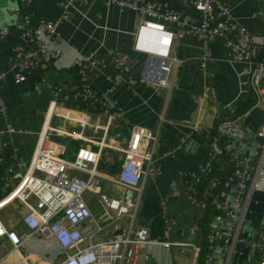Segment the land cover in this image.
Wrapping results in <instances>:
<instances>
[{"label": "crops", "instance_id": "1", "mask_svg": "<svg viewBox=\"0 0 264 264\" xmlns=\"http://www.w3.org/2000/svg\"><path fill=\"white\" fill-rule=\"evenodd\" d=\"M157 1L180 10L182 22L165 31L148 29L142 26L138 11L123 9L115 0H94L80 11L70 8L69 18L57 27L62 56L57 62L31 68L26 79L17 82L16 47L25 44L17 27L20 0H0V28L9 25L7 32H0L6 107H0V125L16 129L15 133L0 134V219L20 236L29 231L23 217L29 211L28 203L36 200L33 196L23 200L13 193L46 131L67 160H74L84 145L101 151L95 166L101 179L99 187L84 194L94 216L93 225L101 229L82 246L147 227L151 243L141 249L148 252V258L140 264H217L219 243L224 254L222 264H261L263 233L256 251L251 240L235 236L228 242L217 228L229 232L226 218L248 221L250 238L257 226L264 228V178L257 175L264 161V137L259 134L264 120V76L255 81L256 92L247 91V75L243 73L247 63L235 58L223 38L202 39L186 33L188 17L199 20L201 12L187 0ZM62 2L31 0L28 12L35 25L42 20H58L63 14ZM217 2L230 7L255 43L264 40V0ZM180 33L184 35L180 37ZM169 54L176 60L168 85L159 87L143 81L149 56ZM122 56L131 63L118 67L116 58ZM80 57L88 59L80 64ZM84 87L99 99L76 96ZM114 113L120 115L105 133L103 127ZM86 114L90 123L82 127ZM227 119L234 121L241 135L236 143L218 135L216 143L223 150L218 156L212 147L214 127ZM133 126L153 130L156 139L143 142L141 149L148 148L151 158L144 163L137 187L128 188L117 179ZM79 131L81 136L71 134ZM237 165L248 178V188L241 194V177L234 172ZM70 173L83 178L89 175L76 169ZM189 186L196 189L200 202L192 200ZM102 194L131 200L130 210L114 222L108 220L102 216ZM233 194L237 202L230 200ZM120 229L122 232L114 235ZM211 235L217 238L213 240ZM209 254L214 256L212 262L207 261ZM62 259L57 242L39 231L18 246L7 237L0 240V264H58Z\"/></svg>", "mask_w": 264, "mask_h": 264}, {"label": "built area", "instance_id": "2", "mask_svg": "<svg viewBox=\"0 0 264 264\" xmlns=\"http://www.w3.org/2000/svg\"><path fill=\"white\" fill-rule=\"evenodd\" d=\"M93 1L63 0V14L58 20L50 22L42 20L35 25L28 12L31 0H20L18 13L21 18L17 27L22 32L25 44L16 47L18 71L15 77L17 82L24 81L27 71L31 68L44 65L48 61H58L64 52L62 46L58 44L60 36L57 30L58 24L69 18L70 8L80 11ZM187 1L193 8L201 12L202 18L197 20V17H188L189 27L186 33L197 35L202 39L223 38L226 45L233 50L235 58L247 63V68L243 72L244 75H247V79L244 81L246 90L256 92L255 81L264 76V59L261 58L264 40L255 43L247 29L235 19L227 4L218 3L217 0ZM115 2L123 9L138 11L142 17V26L148 29L165 31L179 25L184 18L180 10L157 0H115ZM8 29L9 25H6L2 27L1 31L4 33ZM234 34L237 35V38L233 37ZM183 35L184 33L179 34L180 37ZM207 56L208 52L206 51L205 58ZM86 59L88 58L80 57L77 61L82 64L81 61ZM175 60L176 58L170 54L167 56L150 55L142 80L159 87L167 86L168 76ZM130 63L131 60L125 56L116 58L118 67L127 66ZM3 78L4 73L0 72V107L5 110L2 96ZM130 82L132 83L134 80H130ZM76 96L89 100L99 99L95 92L88 87L82 88ZM105 98L109 100L108 93L105 94ZM118 115L120 114L114 113L109 116L107 124L103 127L105 133L109 132L111 121ZM89 118V115L86 114L81 122L82 127L90 123ZM92 126L95 129L100 128L98 125L93 124ZM131 131V137L125 149L127 156L117 181L124 187L135 188L144 174V163L151 158L148 148L141 149L142 144L144 141L149 144L152 139H156V136L153 130L140 126H133ZM5 132L15 133L16 129L11 125H0V134ZM214 132L216 136H214L215 141L212 147L218 156L223 154V150L216 143L218 135H225L235 143L241 135L240 130L231 119L219 121L214 127ZM71 134L81 136L82 132H72ZM259 134L264 137V120ZM100 144H105L103 139ZM100 154V150L84 145L78 149L74 160H67L60 154L56 144L49 140L48 133L43 131L30 166L13 193L14 196L23 200H27L31 196L36 200L34 203H28L29 211L23 217L29 231L20 236L15 230L8 229L0 219V240L7 237L14 246H18L33 232L39 231L44 236L52 237L60 246L63 259L58 264H140L143 258L147 259L148 252L142 253L141 251L151 243L150 231L147 227H139L126 236L117 235L91 243L86 247L82 246L86 240L92 238L101 229L93 225L94 216L84 197L87 191H95L99 187L101 179L95 166L100 159ZM260 167L257 175L262 179L264 178V161ZM72 169L85 171L89 175L87 178L72 175L70 173ZM234 172L241 177L238 187V193L241 194L248 188V178L244 176L238 165ZM188 188L192 192V200L200 202L196 195V189L192 186ZM101 196L105 204V212L102 216L113 222L126 215L132 205L131 200H122L108 194ZM236 200L237 198L233 202H237ZM230 214L227 211V216ZM168 223L167 231L171 228L170 222ZM210 237L213 240L217 238L215 235ZM228 238L225 240L229 242ZM168 244V242H164L165 246ZM213 260L214 256L209 254L207 261L212 262ZM260 263L264 264V258ZM194 264L197 263L194 262Z\"/></svg>", "mask_w": 264, "mask_h": 264}, {"label": "water", "instance_id": "3", "mask_svg": "<svg viewBox=\"0 0 264 264\" xmlns=\"http://www.w3.org/2000/svg\"><path fill=\"white\" fill-rule=\"evenodd\" d=\"M6 26V25H3V27ZM2 30V27L0 28V32ZM235 198V194H233V197H230V200L233 201ZM226 225L228 227H231V229L229 230H224L222 228H217V230H219V232L223 234L224 238H228L229 235H231L229 242L232 241L233 238H235V236L237 238H245V239H249L251 240L253 243H254V248L255 250L257 251L258 248H257V245L259 244V241H260V238H261V234L263 233V229L262 227L263 226H257L255 229H256V233L254 235V237L250 238L247 234V232L250 230V227H251V224H249L248 221H238V218L232 220L230 218H226ZM122 232V229L120 230H116V232H114V235H117L119 233ZM219 248L217 249V264H222L223 263V260H224V254L222 253V244L219 243ZM252 264V262H251Z\"/></svg>", "mask_w": 264, "mask_h": 264}, {"label": "trees", "instance_id": "4", "mask_svg": "<svg viewBox=\"0 0 264 264\" xmlns=\"http://www.w3.org/2000/svg\"><path fill=\"white\" fill-rule=\"evenodd\" d=\"M222 121V120H221Z\"/></svg>", "mask_w": 264, "mask_h": 264}]
</instances>
